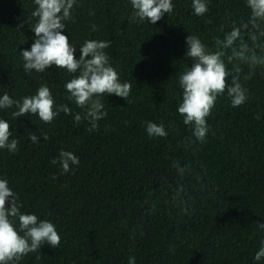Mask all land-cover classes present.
<instances>
[{
	"label": "trees",
	"instance_id": "16d2710c",
	"mask_svg": "<svg viewBox=\"0 0 264 264\" xmlns=\"http://www.w3.org/2000/svg\"><path fill=\"white\" fill-rule=\"evenodd\" d=\"M172 3L173 12L156 24H137L130 0H77L75 22L66 21L63 33L76 58L85 40L110 41L111 66L132 84L127 101L102 97L107 117L89 132L87 121L73 120L83 110L67 99L72 74L55 66L23 69L20 51L35 37L34 0H0V97L21 100L47 82L56 104L72 110L46 124L35 114L13 118L14 106L0 109L10 139L20 141L15 153L0 149V178L18 194L23 213L54 223L61 237L58 248L44 244L17 264H128L130 256L135 264H264L254 259L264 240V67L241 80L249 94L243 105L232 107L226 91L217 97L204 143L177 112L178 76L192 64L187 35L215 50V38L233 21L246 22L250 9L246 0H209L198 17L192 0ZM148 121L164 123L168 135L149 137ZM61 150L79 157L71 173L51 163ZM175 163L187 166L183 176ZM178 186L185 191L174 200Z\"/></svg>",
	"mask_w": 264,
	"mask_h": 264
},
{
	"label": "clouds",
	"instance_id": "9594fccd",
	"mask_svg": "<svg viewBox=\"0 0 264 264\" xmlns=\"http://www.w3.org/2000/svg\"><path fill=\"white\" fill-rule=\"evenodd\" d=\"M130 2L134 10L130 22L137 24L145 21L156 24L174 9L172 0ZM34 4L37 7L31 16L37 20L32 28L35 37L30 50L20 51L24 61L23 69L26 73L32 70L43 73L55 66L72 74V78L64 85L69 94L67 99L83 110L74 115V123L87 121L90 125L87 131H96L99 129L98 122L108 114L102 97L115 94L127 101L132 84L121 82L120 74L111 66L110 57L105 51L110 47V41L85 40L80 45L79 58H76L75 45L63 33L66 21L75 22L72 10L77 0H34ZM191 6L194 15L204 16L209 11V0H192ZM246 6L250 9L249 19L239 23L233 21L231 30L223 38H215V50L209 49L196 35L186 37L185 56L191 58L192 64L178 76L182 100L177 112L183 117V123L192 127L193 136L200 143L207 139V118L215 107L217 97L226 91L232 107L243 105L249 99V94L241 80L247 82L255 75L258 66L264 67V0H246ZM94 13L95 10L89 15ZM90 28L91 31H98L94 23ZM229 65H232L231 71ZM242 66H247V74H243ZM13 106L17 109L12 112L13 118L35 114L46 124H50L60 112L68 115L72 111L67 104H56L47 82L40 84L35 95L24 96L21 100H13L7 93L0 97V109ZM146 132L149 137L168 135L164 123L152 121L146 122ZM42 135L44 140L49 139L46 132ZM10 137V123L0 119V149L15 153L20 141ZM29 139L32 143H38L35 133L30 134ZM51 163H59L61 174H65L71 173V165L78 166L80 161L71 151L61 150L58 159H52ZM173 166L180 176L185 174L187 166L181 167L178 163ZM184 191L183 186H178L173 199H179ZM22 208L23 203L9 186L8 179L0 178V264H17L23 256L40 251L44 244L53 248L60 245L61 237L54 223L40 220L35 214H25L21 211ZM181 210L187 211L184 208ZM258 227L264 230V223H260ZM262 258L264 240L254 259L260 261ZM128 264H135L133 256L128 258Z\"/></svg>",
	"mask_w": 264,
	"mask_h": 264
}]
</instances>
